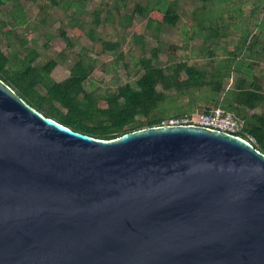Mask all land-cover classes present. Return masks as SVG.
<instances>
[{
    "label": "water",
    "instance_id": "1",
    "mask_svg": "<svg viewBox=\"0 0 264 264\" xmlns=\"http://www.w3.org/2000/svg\"><path fill=\"white\" fill-rule=\"evenodd\" d=\"M0 264H264V154L195 125L93 138L0 80Z\"/></svg>",
    "mask_w": 264,
    "mask_h": 264
},
{
    "label": "trees",
    "instance_id": "2",
    "mask_svg": "<svg viewBox=\"0 0 264 264\" xmlns=\"http://www.w3.org/2000/svg\"><path fill=\"white\" fill-rule=\"evenodd\" d=\"M11 1L0 0V8ZM50 1L53 6L65 3L75 10L82 8L85 3V0ZM179 1L182 0H157L145 7L136 5L134 13L146 14L145 28L158 34L163 25H176L179 17L173 5ZM198 1L202 3V9L207 3L213 2ZM15 20L18 25H24L19 17H15ZM222 20L219 19L221 23L210 29L217 37L221 35L226 38L228 26L223 25L221 32L219 26ZM94 23L100 24L98 12H95ZM255 26L257 34L247 33L217 66L213 64L216 55L212 52H208L210 62L202 66L199 63L187 65L179 62L160 67L153 65L150 59H143L139 61L143 73L134 85L125 83L116 91L101 96L84 87L95 69V61L89 57L80 58L71 67L68 77L56 82L50 76L56 65L53 60L41 67L33 66L36 58L34 50H27L19 58L12 52L3 53L0 48V80L45 117L98 139H114L145 127L168 124L171 120L192 114L199 104L203 105L204 111L220 108L243 122L240 136L264 154V113L256 112L264 108L261 81L264 74H258L254 69L260 66L261 59L264 60V22ZM143 30V27L136 28L137 33ZM59 35L67 47L71 46L64 31H59ZM117 46V43L103 42V48L107 51ZM176 49V46H171L172 52ZM225 79L233 80L232 85L226 88ZM38 85L45 90V94H40L36 89ZM185 99L187 102L182 103Z\"/></svg>",
    "mask_w": 264,
    "mask_h": 264
},
{
    "label": "rangeland",
    "instance_id": "3",
    "mask_svg": "<svg viewBox=\"0 0 264 264\" xmlns=\"http://www.w3.org/2000/svg\"><path fill=\"white\" fill-rule=\"evenodd\" d=\"M156 1L85 0L84 6L75 10L65 3L53 6L50 0H12L0 8V48L3 53L12 52L19 58L27 50H34L33 66L41 67L53 60L56 65L50 76L56 82L68 77L71 67L80 58H92L95 69L84 87L101 96L116 91L125 83L134 85L143 73L139 66L143 59H150L153 65L160 67L179 62L202 66L210 62L208 52H212L216 55L213 64L217 66L247 33L257 34L256 24L264 22V0H213L205 5V9L198 0H182L173 5L179 17L176 25H163L157 34L145 28L146 14L134 13L136 5L145 7ZM254 10L256 12L252 13ZM95 12L99 13V25L94 23ZM15 17L23 20L24 25H18ZM219 19H223L219 26L221 32L223 25L228 26L226 38L217 37L210 29L221 23ZM137 27H143V32L137 33ZM59 31L66 33L71 46H66ZM103 42L118 46L107 51ZM171 46L177 49L172 52ZM260 64L262 71H258L259 67L255 70L264 74L263 59ZM261 81L264 88L263 77ZM223 82L227 88L233 80ZM36 89L45 94L41 86ZM186 102L187 99L182 103ZM203 108L199 104L192 114L204 111ZM256 112L264 113V108Z\"/></svg>",
    "mask_w": 264,
    "mask_h": 264
},
{
    "label": "built area",
    "instance_id": "4",
    "mask_svg": "<svg viewBox=\"0 0 264 264\" xmlns=\"http://www.w3.org/2000/svg\"><path fill=\"white\" fill-rule=\"evenodd\" d=\"M168 124L201 126L231 134L239 138H242L240 134L243 133V122L237 119L231 113L225 112L220 108H214L209 111H201L195 114H190L179 120H171ZM246 141L251 144L250 141Z\"/></svg>",
    "mask_w": 264,
    "mask_h": 264
},
{
    "label": "crops",
    "instance_id": "5",
    "mask_svg": "<svg viewBox=\"0 0 264 264\" xmlns=\"http://www.w3.org/2000/svg\"><path fill=\"white\" fill-rule=\"evenodd\" d=\"M261 65H262V64H260L259 69H262V68H263ZM257 67H258V66H255L254 69H256ZM259 69H258V71H260Z\"/></svg>",
    "mask_w": 264,
    "mask_h": 264
}]
</instances>
